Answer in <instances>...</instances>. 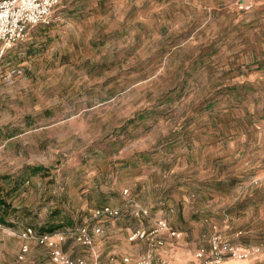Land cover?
<instances>
[{
  "label": "rangeland",
  "instance_id": "374dc122",
  "mask_svg": "<svg viewBox=\"0 0 264 264\" xmlns=\"http://www.w3.org/2000/svg\"><path fill=\"white\" fill-rule=\"evenodd\" d=\"M263 188L264 0H67L0 60V264H56L21 251L53 226L103 227L61 245L88 263L264 258ZM160 220L180 236L130 241Z\"/></svg>",
  "mask_w": 264,
  "mask_h": 264
},
{
  "label": "built area",
  "instance_id": "2783aa9c",
  "mask_svg": "<svg viewBox=\"0 0 264 264\" xmlns=\"http://www.w3.org/2000/svg\"><path fill=\"white\" fill-rule=\"evenodd\" d=\"M67 0H0V60L18 43L23 41L28 30L38 25L49 23L53 11L62 2ZM144 214H147L145 212ZM120 216V211L110 206L98 208L94 212L95 218L115 219ZM0 228L2 225L0 224ZM103 233V227L97 225L93 230L89 226L80 227L72 232H37L33 227L26 228L20 238L27 242L22 246V254L29 251V243L35 242L51 250L52 259L56 264H102L97 257L92 263L85 260L72 259L64 253L61 245L68 236L84 246L91 247L94 235ZM168 233L171 237L178 238L180 233L170 228L165 221H157L149 231L136 230L131 233L130 241H146L153 248L162 245L160 236ZM212 258L204 264H222L226 259L246 260L250 252L239 247L223 242L220 236H215L211 241ZM205 251L197 254L199 259L205 258ZM22 258V257H21ZM104 264H117L113 259ZM123 264H130V259L125 258ZM135 264H168L164 260H156L151 253L141 256Z\"/></svg>",
  "mask_w": 264,
  "mask_h": 264
},
{
  "label": "crops",
  "instance_id": "0c3cea01",
  "mask_svg": "<svg viewBox=\"0 0 264 264\" xmlns=\"http://www.w3.org/2000/svg\"><path fill=\"white\" fill-rule=\"evenodd\" d=\"M63 3V2H62ZM32 29V28H31ZM19 44V43H18ZM17 44V45H18ZM13 49V48H12ZM10 51V50H9ZM41 174V173H40ZM262 191H264V188L263 189H260ZM35 243H29V250L31 248V253H32V250H33V246ZM37 244V243H36ZM38 245V244H37ZM40 246V245H38ZM244 248L242 247L241 249L243 250H246L248 252H250V257L246 260H233V259H226L222 264H257V262H264V258L262 257V254H259V253H255V252H252L251 250L249 249H246L245 247L247 248H250L251 246H248V244H243ZM63 249V247H61ZM39 249H41L42 251H46L47 248L46 247H43L41 246ZM29 252V251H28ZM102 263V262H101Z\"/></svg>",
  "mask_w": 264,
  "mask_h": 264
},
{
  "label": "trees",
  "instance_id": "16d2710c",
  "mask_svg": "<svg viewBox=\"0 0 264 264\" xmlns=\"http://www.w3.org/2000/svg\"><path fill=\"white\" fill-rule=\"evenodd\" d=\"M44 167H41V166H36V167H33V168H30L28 167L27 168V171H28V174H30L32 177L40 174V173H44L45 170ZM3 207H5V205H2ZM56 229V226H53V227H48L46 230H44L43 232H48V233H53Z\"/></svg>",
  "mask_w": 264,
  "mask_h": 264
}]
</instances>
